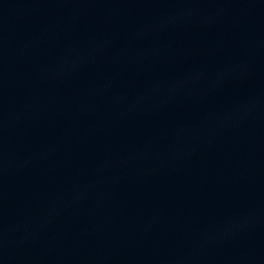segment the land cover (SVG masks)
<instances>
[{"label": "water", "instance_id": "water-1", "mask_svg": "<svg viewBox=\"0 0 264 264\" xmlns=\"http://www.w3.org/2000/svg\"><path fill=\"white\" fill-rule=\"evenodd\" d=\"M0 264H264V0H0Z\"/></svg>", "mask_w": 264, "mask_h": 264}]
</instances>
